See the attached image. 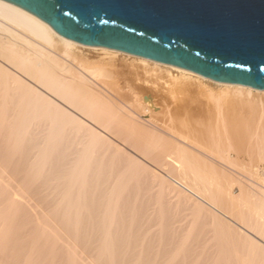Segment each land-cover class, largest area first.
<instances>
[{"label":"bare ground","instance_id":"obj_1","mask_svg":"<svg viewBox=\"0 0 264 264\" xmlns=\"http://www.w3.org/2000/svg\"><path fill=\"white\" fill-rule=\"evenodd\" d=\"M171 201L216 225L217 249ZM0 264H264V90L74 42L0 0Z\"/></svg>","mask_w":264,"mask_h":264},{"label":"water","instance_id":"obj_2","mask_svg":"<svg viewBox=\"0 0 264 264\" xmlns=\"http://www.w3.org/2000/svg\"><path fill=\"white\" fill-rule=\"evenodd\" d=\"M60 36L264 90V0H4Z\"/></svg>","mask_w":264,"mask_h":264},{"label":"rangeland","instance_id":"obj_3","mask_svg":"<svg viewBox=\"0 0 264 264\" xmlns=\"http://www.w3.org/2000/svg\"><path fill=\"white\" fill-rule=\"evenodd\" d=\"M89 51V52H88ZM92 50H84L83 49V51H82V49H81V51L79 52V51H77V54L79 53V54H82V56H83V54H84V58L85 59H88V61H89V59H90V57L92 56V57H94V59L97 61V59H98V55H96V52H94V53H92L91 52ZM84 52V53H83ZM86 53V54H85ZM88 53H90V54H88ZM78 54V55H79ZM92 54V55H91ZM86 56H87V58H86ZM91 57V59H90V61L93 59ZM94 59L91 61V62H95L94 61ZM212 85V84H211ZM212 87H214V86H212ZM140 119L141 120H143V122H145V120H147V117L145 116V115H141V117H140ZM153 198H151V200H152ZM145 200H148V198L146 197V199ZM171 203V204H170ZM175 203V202H174ZM172 201L171 202H169V206H168V208H165L163 211V214L164 213H166L165 215L166 216H168L169 217V219L170 220H172V218L171 217H173V224L175 225V223H174V220L175 221H177L176 222V224H178V225H180L181 226V228L183 227V229H184V231L185 232H183V234H185V236L187 237V238H189V241L191 240L192 241V239L193 240H202L203 241V239H204V237L206 238V240H205V242H207V243H205V244H207V246H213L214 245V248L215 249H217V247L216 246H218L219 244V240H218V231H217V227H216V225L212 222V223H210L209 222V220L208 219H206L205 217H202L197 211H196V209H194L193 210V208H195V207H191V206H184V205H181L180 206V204L178 203H175V204H177V205H175ZM161 203H159V202H156V204H155V207L154 208H156V209H160V207H161V205H160ZM173 204V205H172ZM159 207H158V206ZM165 205V204H164ZM168 205V204H167ZM167 205H165L166 207H167ZM173 208H172V207ZM182 206H184L183 208H182ZM190 208V209H189ZM184 209H186L187 211H184ZM168 211L170 212V213H172L174 216H172L170 213V215L168 214L167 215V213H168ZM172 211V212H171ZM174 211V212H173ZM186 212H187V214H186ZM191 214V215H190ZM190 215V217L189 218H187L188 216ZM193 215H197V216H195V218H197V219H195L196 221H193ZM177 216V217H176ZM167 217V218H168ZM17 217H13V219H12V223H14V220H15V223L14 224H16V221L17 222H19V217H18V219H16ZM42 218V216H40L39 217V219H41ZM176 218H177V220H176ZM191 219V221H192V223H191V221H189ZM206 219V220H205ZM178 220H180L179 222H178ZM201 220V221H200ZM204 220V222H202ZM208 220V221H207ZM188 221V222H187ZM181 222V223H180ZM195 222V223H194ZM187 223V224H186ZM207 223V224H206ZM189 224H190V226H189ZM194 224V226L192 227V225ZM205 224H206V226H205ZM177 225V226H178ZM208 225V226H207ZM180 226L178 227V228H180ZM185 226L187 227V229L185 228ZM188 226L190 227V228H188ZM156 227V229H157V227H158V229H157V231H156V229H154V232H153V234H155V232H157L158 233V230H159V226L157 225V226H155ZM207 229H206V228ZM192 228H193V230H192ZM201 228V229H200ZM45 229V233L46 234H48V233H50V231L49 232H47L48 231V229H50L49 227H45L44 228ZM54 227L52 228V230H51V232H54ZM197 230H199L198 232H197ZM149 231H151V230H149ZM190 231H192V232H190ZM209 231H210V233H209ZM205 233V234H204ZM209 233V234H208ZM148 234H151V233H148ZM187 234H189L188 236H187ZM192 234V235H191ZM195 234V235H194ZM206 234H208V235H206ZM195 237H194V236ZM197 235V236H196ZM202 235V236H201ZM207 237H206V236ZM48 235H45V237L48 239V240H51V239H53V236H52V238L51 237H47ZM202 237V238H201ZM198 238V239H197ZM213 238V239H212ZM210 239H212V240H210ZM213 241V242H212ZM212 242V243H211ZM209 244V245H208Z\"/></svg>","mask_w":264,"mask_h":264}]
</instances>
